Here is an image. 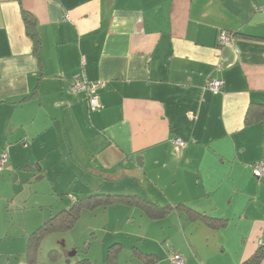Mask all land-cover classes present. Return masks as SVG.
Masks as SVG:
<instances>
[{"label": "crops", "instance_id": "obj_1", "mask_svg": "<svg viewBox=\"0 0 264 264\" xmlns=\"http://www.w3.org/2000/svg\"><path fill=\"white\" fill-rule=\"evenodd\" d=\"M76 75L103 83L100 110L72 91ZM251 107L264 108V0H0V264H27L40 226L101 194L216 223L83 210L66 233L75 256L92 240L91 264L112 247L117 264H170L171 248L187 264H243L264 248V120L247 125Z\"/></svg>", "mask_w": 264, "mask_h": 264}, {"label": "trees", "instance_id": "obj_2", "mask_svg": "<svg viewBox=\"0 0 264 264\" xmlns=\"http://www.w3.org/2000/svg\"><path fill=\"white\" fill-rule=\"evenodd\" d=\"M23 18L25 24L27 26V33L29 37L35 42V45L38 44V36H37V22L33 16L29 12H24ZM226 34H230L231 32L225 31ZM219 43V42H218ZM220 45V44H219ZM257 107H251L246 116V124H253L264 120V108L260 110V112L255 111ZM119 204H129V205H139L151 218L160 217L164 214L170 213L172 211H181L185 210L189 213L191 219H203L207 222L213 223L210 225H214L211 218L206 217L204 215H200L189 209L183 204H178L176 206H167V207H159L156 203L152 201H148L145 199H141L140 197H132V196H112V195H94L87 199H81L76 201L69 210L62 211L57 216L49 219L42 226H40L30 237L28 242V260L29 264H35L37 260V253L40 245H42L43 241L46 237L62 234L68 232L73 228L75 223L79 220L81 212L83 210H92L96 207H104L119 205ZM217 226V225H216ZM114 247L110 249L107 254V262L112 264L113 262L117 264L115 260L116 251L113 250ZM153 257V256H151ZM151 259V258H149ZM264 259V248L261 247L253 257L244 262L243 264H261ZM186 264L187 260L185 259ZM151 262V261H150ZM74 264H91L88 259H84L82 261H78Z\"/></svg>", "mask_w": 264, "mask_h": 264}, {"label": "built area", "instance_id": "obj_3", "mask_svg": "<svg viewBox=\"0 0 264 264\" xmlns=\"http://www.w3.org/2000/svg\"><path fill=\"white\" fill-rule=\"evenodd\" d=\"M218 42L222 45H229L233 42V35L226 34V32L221 31L218 35ZM103 87L102 82H90L84 75H76L73 78L72 91L75 93H80L84 96L88 109L90 112H96L101 109L99 91ZM224 87V82L221 80H211L207 83L206 88H208L214 94H219L222 92ZM172 145L175 150L187 147V143L181 139L175 138L172 140ZM9 162V154L7 151L0 153V170L5 169ZM254 176L260 180L264 178V163L257 162L253 166ZM260 246L263 242H260ZM170 264H186L185 258L178 253H174L171 250L169 256Z\"/></svg>", "mask_w": 264, "mask_h": 264}, {"label": "rangeland", "instance_id": "obj_4", "mask_svg": "<svg viewBox=\"0 0 264 264\" xmlns=\"http://www.w3.org/2000/svg\"><path fill=\"white\" fill-rule=\"evenodd\" d=\"M68 195V194H67ZM67 199L69 195L66 197ZM69 201V200H68ZM69 203V202H68ZM36 229V228H35ZM89 241V240H86ZM90 242H87V246H84V240L82 242H78V246L82 247L80 248V252H78V256H70L71 253L75 252L72 250V244L73 242L70 240V233H64V234H59L54 237H50L47 239L45 242L40 245L38 253H37V260L35 264H74L78 261H82L83 258V249L88 248V245H90ZM80 243V245H79ZM96 245H94V248L92 250L91 256L88 254L89 258H93V261L95 263L96 259L99 260V249L95 248ZM173 248L170 249V251ZM173 251V250H172ZM174 253H177L173 251ZM171 253V252H170ZM179 254V253H178ZM170 255V254H169ZM27 258V264H28V257L26 254V257L24 258L26 260ZM106 260H107V255H106ZM125 258V254H123L122 259H121V264H125L123 259ZM78 259V260H77ZM100 264V262H99ZM112 264H115L114 262Z\"/></svg>", "mask_w": 264, "mask_h": 264}, {"label": "water", "instance_id": "obj_5", "mask_svg": "<svg viewBox=\"0 0 264 264\" xmlns=\"http://www.w3.org/2000/svg\"><path fill=\"white\" fill-rule=\"evenodd\" d=\"M74 255H75V252L71 253V255H70V256H74Z\"/></svg>", "mask_w": 264, "mask_h": 264}, {"label": "flooded vegetation", "instance_id": "obj_6", "mask_svg": "<svg viewBox=\"0 0 264 264\" xmlns=\"http://www.w3.org/2000/svg\"><path fill=\"white\" fill-rule=\"evenodd\" d=\"M76 253V252H75Z\"/></svg>", "mask_w": 264, "mask_h": 264}]
</instances>
